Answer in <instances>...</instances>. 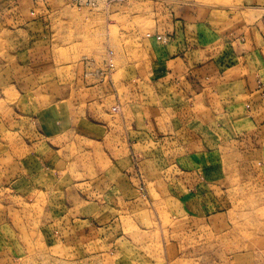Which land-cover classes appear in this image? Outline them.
I'll list each match as a JSON object with an SVG mask.
<instances>
[{
  "label": "rangeland",
  "instance_id": "obj_1",
  "mask_svg": "<svg viewBox=\"0 0 264 264\" xmlns=\"http://www.w3.org/2000/svg\"><path fill=\"white\" fill-rule=\"evenodd\" d=\"M169 3L0 0L2 27L14 30L22 25V17L28 20L22 7H31L33 32L44 40L45 50L38 49L50 66L29 73L34 75L31 91L55 78L58 84L59 69L66 66L70 76L73 65L81 60L89 61L91 71L101 74L105 90L100 96L105 104L97 103L82 114H99L103 106L112 118L109 134L118 148L107 152L109 143L104 142V147L79 142L82 146L73 144L71 155L64 159V146L47 141L61 150V166L69 162L64 173L55 174L56 181L63 179L64 195L47 187L32 190L39 188L29 181L36 169L33 164L29 169L23 166V172L18 163V174L11 157L6 162L0 159V264H264L263 145L247 153L222 145L219 154L227 153L224 163L220 156L209 168L206 159L200 158L199 170L191 172V168L180 171L173 151L146 157L139 144L129 142L123 107L152 101V83L145 72L151 45L156 43L147 35H157L153 29ZM3 58L0 55V66ZM5 59L9 77L13 74L10 85H14L17 68L13 58ZM108 62L113 64L110 70ZM10 94L17 93H7L8 99ZM91 148L97 155L93 151L75 157ZM24 149L27 156L34 154L30 143ZM127 160L130 170L122 169ZM24 163L28 165L27 160ZM44 167L46 171L47 163ZM18 176L23 180L17 184ZM124 176H130V192L117 187Z\"/></svg>",
  "mask_w": 264,
  "mask_h": 264
},
{
  "label": "crops",
  "instance_id": "obj_2",
  "mask_svg": "<svg viewBox=\"0 0 264 264\" xmlns=\"http://www.w3.org/2000/svg\"><path fill=\"white\" fill-rule=\"evenodd\" d=\"M168 2L153 29V33L167 36V40L147 35L156 43L151 45L145 72L152 83V101L123 107L129 142L139 144L146 157L173 151L176 162L181 164L180 171L191 168V172L199 170L200 158L206 159L204 163L209 168H214L217 157H223L224 163L227 153L219 154L222 145L227 149L234 145L236 151L243 153L264 146V0ZM22 12L28 20L22 17V25L14 30H9L13 26L2 27L0 23V55L5 61L0 66V159L6 162L11 157L16 173L18 163L23 172V166L29 169L33 164L36 169L29 181L39 188L31 189L41 191L47 187L64 195L60 185L63 179L56 181L55 174L64 173L69 162L61 166V150L47 141L64 146V159L71 155L73 144L82 146L79 142L100 143L104 147V142L109 143L107 152L118 149L116 139L109 134L112 118L103 106L99 114H82L88 107L104 102L100 96L105 90L104 79L98 69L91 71L89 61L81 60L73 65L70 76L66 66L59 69L60 75L55 74L58 84L55 78L47 86L31 91L34 75L29 73L50 65L38 49L42 46L45 50V46L44 40L37 39L33 32L35 21H29L34 19L31 7H22ZM11 35L17 39L14 41ZM8 36L16 43V49H12ZM6 56L13 58L17 68L14 85H10L13 74L9 77ZM13 91L17 94H10L12 98L8 99L7 93ZM95 118L101 122L91 121ZM152 141L157 144L154 146ZM29 143L34 152L31 156L24 152ZM93 151L97 155V150L91 148L86 155L75 157L83 158ZM46 163L45 171L42 168ZM129 165L127 160L122 169L130 170ZM21 179L18 176L17 184ZM117 187L130 192V176H124L122 185ZM84 205L85 202L80 203L81 210Z\"/></svg>",
  "mask_w": 264,
  "mask_h": 264
},
{
  "label": "built area",
  "instance_id": "obj_3",
  "mask_svg": "<svg viewBox=\"0 0 264 264\" xmlns=\"http://www.w3.org/2000/svg\"><path fill=\"white\" fill-rule=\"evenodd\" d=\"M167 36H164V35H156V39L159 40V41H166L167 40ZM108 66H110L111 68H109L108 70L112 69L113 67V64L112 63H106ZM116 108L114 107L113 110H115Z\"/></svg>",
  "mask_w": 264,
  "mask_h": 264
}]
</instances>
